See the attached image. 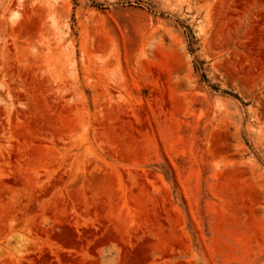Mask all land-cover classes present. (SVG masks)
<instances>
[{
  "label": "rangeland",
  "instance_id": "obj_1",
  "mask_svg": "<svg viewBox=\"0 0 264 264\" xmlns=\"http://www.w3.org/2000/svg\"><path fill=\"white\" fill-rule=\"evenodd\" d=\"M0 264H264V0H0Z\"/></svg>",
  "mask_w": 264,
  "mask_h": 264
}]
</instances>
